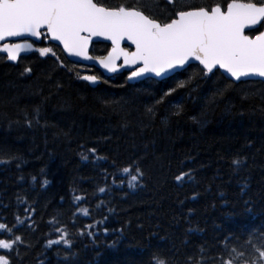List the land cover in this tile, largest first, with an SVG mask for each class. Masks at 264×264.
Listing matches in <instances>:
<instances>
[{
  "label": "trees",
  "instance_id": "obj_1",
  "mask_svg": "<svg viewBox=\"0 0 264 264\" xmlns=\"http://www.w3.org/2000/svg\"><path fill=\"white\" fill-rule=\"evenodd\" d=\"M49 47L67 67L37 54L17 65L0 57V161H7L0 162V222L24 218L20 195L36 209L38 226L21 230L34 246L21 248L23 264H149L153 254L184 264L201 245L215 254L224 237L241 243L251 230L264 232V83L230 84L220 72L204 78L194 65L168 81L136 86L126 75L98 74L100 84L92 88L77 78L82 67ZM25 66L32 71L21 75ZM177 81L185 87L156 104ZM219 89L223 95H215ZM36 106L39 123L33 119L29 127L24 115L32 119ZM92 147L105 159H83ZM239 157L246 163L234 168L231 161ZM132 160L145 172L142 187L129 189L110 177L105 182L103 170L115 171L113 161L123 167ZM189 169L193 180L177 185L174 176ZM106 184L107 192L99 194ZM74 196L85 198L81 207L96 220L108 217L103 226L109 232L85 229L97 233L95 242L87 235L70 237L76 254L65 261L57 246L46 247L48 239H57L47 222L58 216L64 223L75 219L78 228L93 223L72 216ZM101 199L112 213L96 208Z\"/></svg>",
  "mask_w": 264,
  "mask_h": 264
},
{
  "label": "snow or ice",
  "instance_id": "obj_2",
  "mask_svg": "<svg viewBox=\"0 0 264 264\" xmlns=\"http://www.w3.org/2000/svg\"><path fill=\"white\" fill-rule=\"evenodd\" d=\"M29 37L40 43L45 40L57 41L62 45L61 52L98 61L110 71H115L117 61L122 60L121 66L131 69L128 79L156 77L163 82L187 72L198 62L199 75L204 78H208L209 74L215 76L223 70L220 74H226L225 79L230 84L246 83L257 78L264 83V0H211L199 4L189 0H135L134 3L115 5L103 3L102 0H0V53L5 54L6 60L18 62L22 54L33 52L40 57L53 58L60 67H67L53 47L36 46L35 41L29 42ZM93 37H103L111 42L107 55H89ZM125 41L130 42L134 49L122 47ZM31 71L30 67L25 66L21 75ZM77 78L92 83L99 79L96 75L81 76L79 73ZM187 80L191 81L192 76ZM180 87H185L184 81H177L175 87H169L156 104L163 103ZM223 93L224 89H219L215 95ZM176 108L179 110L180 106L176 105ZM147 111L153 113L152 108ZM33 112L32 119L28 118L27 113L24 115V123L29 127L33 119L39 123V107H34ZM96 151L94 147L87 148L86 154H81L82 158L87 160L91 155L94 160L105 159L98 156ZM244 163L246 159L243 157L231 161L234 168ZM111 167L115 171L109 173L107 169L103 170L105 182L110 177L113 184L119 181L123 186L126 183L129 189L143 186L145 172L137 161L132 160L123 167H118L113 161ZM191 171L176 174L174 180L177 185L185 182V178L193 180ZM32 180L36 181V177H32ZM47 184L46 179L41 182L42 187ZM97 191L104 195L107 184L98 187ZM195 198L196 194H193L192 199ZM16 199L25 205L24 218L14 215L12 222H7L6 217L0 222V264H23L25 257L21 248L27 251L34 247L26 241L21 230L37 229L33 219L36 209L28 204L26 197L17 195ZM73 201L75 211L72 216L81 214L92 219L93 223L78 228L75 219L64 223L58 216H53L47 222L49 234H55L57 239H48L46 247L57 246V254L63 251L65 261L76 254L73 251L74 239L70 237L87 235L93 237L95 242L97 233L85 232V229L100 228L104 233L109 232L108 227L103 226L107 216L102 214V218L96 220L90 208L81 207V203L86 202L82 196H74ZM96 208H106L108 213L114 211L102 199ZM70 226L75 232L69 230ZM193 230L191 227L187 229L188 232ZM119 231L123 233L122 228ZM219 247V252L209 254L211 250L201 245L195 254L185 257L184 264H264V232L257 234L251 230L241 243H233L232 237H224ZM37 264L43 262L37 260ZM149 264L175 262L153 254Z\"/></svg>",
  "mask_w": 264,
  "mask_h": 264
},
{
  "label": "water",
  "instance_id": "obj_3",
  "mask_svg": "<svg viewBox=\"0 0 264 264\" xmlns=\"http://www.w3.org/2000/svg\"><path fill=\"white\" fill-rule=\"evenodd\" d=\"M28 39H29V42H33V41H35V38H31V37H29ZM50 41H51V40H50ZM51 42H52L53 44L59 46L60 48H62V45H60L59 42H57V41H51ZM35 43H39V41H35ZM96 43H108V44L111 45V42L108 41V40H106V39L103 38V37H93L92 43L89 45V55H90V51H91V47H92V45H93V44H96ZM121 46H122V47H130V48L134 49V46H130V42H128V41L122 42V45H121ZM32 54H35V53H33V52L24 53V54L21 55V58H23V57H27V56H30V55H32ZM64 54H65V56L67 57V59H68L69 61H71L72 63L80 64V65H84V66H88V67H94L95 69L100 70V71L104 74V76H106V77H113V76H115V75H119V74H122V73H124V72H128V73H130V71H131V69H129L127 66H119V64L122 62V60H118V61H117V65H118V67H117V69H116L115 71H110V70H108V69H105L102 65H100V64L98 63V61H94V60H85V59H83V58H81V57L70 56V55H69L68 53H66V52H64ZM0 55L5 56V54H3V53H0ZM90 56H91V55H90ZM19 61H20V60H19ZM19 61H18V62H19ZM18 62H11V61H9V63H11V64H16V63H18ZM122 63H123V62H122ZM195 64L198 65V62H195ZM220 71L223 72V70H220ZM225 75H226V74H225ZM152 79H153V80L160 81V78H156V77H154V78H152ZM242 79H244V78H242ZM146 80H149V79H128V82H129L131 85H136V84L141 83V82L146 81ZM83 81H84V80H83ZM249 81H260V78H257V79H255V80H249ZM85 82H87L89 86H91V87H93V88H96V87L98 86V82H99V81L97 80L95 83L88 82V81H85ZM160 82H162V81H160Z\"/></svg>",
  "mask_w": 264,
  "mask_h": 264
},
{
  "label": "flooded vegetation",
  "instance_id": "obj_4",
  "mask_svg": "<svg viewBox=\"0 0 264 264\" xmlns=\"http://www.w3.org/2000/svg\"><path fill=\"white\" fill-rule=\"evenodd\" d=\"M105 2H113V1H120V2H123L124 0H104ZM41 45H44V43L42 44L41 43ZM102 45V44H101ZM109 46V45H108ZM109 49H111V46H109ZM107 49H106V47H104L103 49H98L97 51H96V53L99 55V56H105V55H103V54H106L107 53V51H106Z\"/></svg>",
  "mask_w": 264,
  "mask_h": 264
},
{
  "label": "bare ground",
  "instance_id": "obj_5",
  "mask_svg": "<svg viewBox=\"0 0 264 264\" xmlns=\"http://www.w3.org/2000/svg\"><path fill=\"white\" fill-rule=\"evenodd\" d=\"M123 2H126V0H125V1H123ZM103 55H105V54H103Z\"/></svg>",
  "mask_w": 264,
  "mask_h": 264
}]
</instances>
